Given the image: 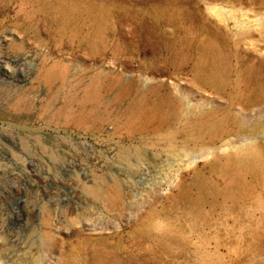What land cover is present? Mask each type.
<instances>
[{"label":"rangeland","instance_id":"rangeland-1","mask_svg":"<svg viewBox=\"0 0 264 264\" xmlns=\"http://www.w3.org/2000/svg\"><path fill=\"white\" fill-rule=\"evenodd\" d=\"M85 240L264 264V0H0V264Z\"/></svg>","mask_w":264,"mask_h":264},{"label":"bare ground","instance_id":"bare-ground-1","mask_svg":"<svg viewBox=\"0 0 264 264\" xmlns=\"http://www.w3.org/2000/svg\"><path fill=\"white\" fill-rule=\"evenodd\" d=\"M67 14V13H66ZM70 14V13H68ZM74 15V14H73ZM72 13L70 16H73ZM64 16V15H63ZM66 18V17H65ZM72 19V17H71ZM66 20V19H65ZM69 21V20H68ZM66 21V22H68ZM258 127V126H257ZM120 201V200H119ZM121 202V201H120ZM117 205V204H116ZM141 227V226H140ZM138 231L135 232V235L133 236V239H138L140 236H142V229H137ZM146 232V231H145ZM145 237V236H144ZM142 237V239L144 238ZM148 237V236H147ZM85 240L82 241L80 244V248L74 247L71 251L68 252L67 256L73 253H76L77 251H81V256L76 260L77 264L78 262H83V264H132L130 261L120 259L116 257V252L118 253L116 247L115 248H109L106 245L99 244V245H92L88 241V243ZM163 242V241H161ZM246 242V241H245ZM263 243V242H262ZM261 243V244H262ZM44 244H46V239H44ZM245 244V243H244ZM131 246V245H130ZM264 246V243L263 245ZM133 247V246H132ZM261 247V246H260ZM258 248V247H257ZM166 249V248H165ZM256 249V248H255ZM119 250V249H118ZM263 250V249H261ZM83 251V252H82ZM257 251V249H256ZM260 251V250H259ZM65 253V252H64ZM79 254V253H78ZM251 254V253H250ZM80 255V254H79ZM258 255V254H257ZM148 256V255H146ZM150 256V255H149ZM148 256V257H149ZM259 256V255H258ZM121 257V256H120ZM174 257V256H173ZM254 258V257H253ZM263 258V256H262ZM65 259V258H64ZM243 259V258H242ZM151 260V259H150ZM246 261V259H244ZM243 260V262H244ZM75 261V260H74ZM161 261V260H160ZM71 263V262H70ZM153 263V262H152ZM155 264V263H154Z\"/></svg>","mask_w":264,"mask_h":264}]
</instances>
